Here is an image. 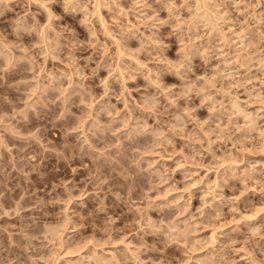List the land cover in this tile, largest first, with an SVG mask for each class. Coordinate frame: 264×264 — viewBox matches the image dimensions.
Listing matches in <instances>:
<instances>
[{
  "label": "clouds",
  "instance_id": "clouds-1",
  "mask_svg": "<svg viewBox=\"0 0 264 264\" xmlns=\"http://www.w3.org/2000/svg\"><path fill=\"white\" fill-rule=\"evenodd\" d=\"M0 264H264V0H0Z\"/></svg>",
  "mask_w": 264,
  "mask_h": 264
}]
</instances>
